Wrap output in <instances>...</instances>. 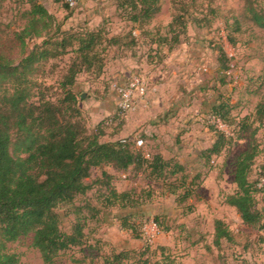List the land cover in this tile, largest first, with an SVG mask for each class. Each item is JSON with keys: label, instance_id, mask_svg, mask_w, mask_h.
<instances>
[{"label": "rangeland", "instance_id": "obj_1", "mask_svg": "<svg viewBox=\"0 0 264 264\" xmlns=\"http://www.w3.org/2000/svg\"><path fill=\"white\" fill-rule=\"evenodd\" d=\"M40 2L56 18L51 34L56 27L102 32L103 71L79 73L72 87L88 133L101 132L102 142L141 138L143 144L136 145L147 156L159 153L184 166L183 172L167 179L134 167L92 168L84 179L90 189L75 201L90 206L84 210L85 243L69 249L57 264H106V257L121 251H134L133 256L148 258L150 264H264V121L254 120L264 96V28L247 15L248 6L264 12V0H161L160 11L142 25L130 20V0ZM26 7L22 0H0V50L15 63L42 41L28 39L26 48L12 42L13 32L24 25L20 10ZM174 12L184 14L185 26L173 31L169 24ZM236 17L239 31L234 30ZM113 36L122 44H108L105 39ZM72 58L69 53L38 65L34 77L41 85L35 87L33 100L41 93L60 96ZM132 78L145 82V94L137 108L123 113L119 90ZM222 101L231 109L233 125L212 113V106ZM244 118L250 124L247 130L241 129ZM215 128L230 136L231 143L207 158L202 150L215 141ZM255 128L259 153L250 180L258 188L256 207L263 220L249 226L225 199L236 191L234 163ZM103 171L112 176L111 186L128 192L127 205L109 203L108 190L100 182ZM73 211L72 205L57 208L65 231L74 221ZM124 218L138 230L143 224L145 235L135 237L122 226ZM216 219L224 220L233 233L221 246L214 243ZM32 241L29 234L9 244L20 254L19 264H43Z\"/></svg>", "mask_w": 264, "mask_h": 264}, {"label": "trees", "instance_id": "obj_2", "mask_svg": "<svg viewBox=\"0 0 264 264\" xmlns=\"http://www.w3.org/2000/svg\"><path fill=\"white\" fill-rule=\"evenodd\" d=\"M22 1L28 5L20 10L24 25L13 32L12 42L19 48H26L28 39L42 38V41L35 43L18 63L0 50V264L20 263V254L11 250L9 244L29 234H33L32 243L40 252L43 264H57L69 249L85 243L87 216L84 210L90 206L75 205V201L90 189V184L84 179L90 176L92 168L112 164L116 169L125 171L134 167L143 169L154 178L167 179L183 172L184 166L165 159L159 153L147 156L138 148L135 140L102 142L99 139L101 132L88 133L81 121L78 95L72 87L79 73L103 71L104 57L100 49L102 32L65 31L56 27L51 34L56 26L55 16L40 0ZM130 2V20L140 25L149 22L161 9V0ZM247 15L264 28L263 11L248 6ZM235 19L234 30L239 31L240 24L238 18ZM177 25L185 26L183 13L174 12L170 29L174 31ZM105 40L110 45L122 44L115 36ZM174 40L178 41V35ZM126 43L125 47L129 45ZM69 53L73 54V58L61 80L60 96L53 99L41 93L38 100H33L35 87L41 85L34 77L38 65ZM222 57L226 58L224 51ZM212 113L228 125L235 123L230 107L223 101L212 106ZM254 114V120L264 121V96L257 103ZM249 128L250 124L244 118L241 129ZM214 131L215 141L202 150L207 158L220 154L231 143V137L224 131L216 128ZM255 131L256 128L251 133L248 147L236 157V191L225 199L249 226H256L263 220L262 213L256 207L258 188L250 180L259 153ZM102 175L104 180L100 182L108 190L106 197L109 203L127 205L130 200L128 192H119L111 186L112 176L107 171H103ZM176 190V186L171 188L174 193ZM61 205L74 207V221L69 231L61 227L57 212ZM153 221L159 227L158 220ZM122 226L133 231L135 237L145 235L143 224L138 230L133 222L124 218ZM214 229L216 246H221L223 239H233V233L224 220L216 219ZM133 254L136 253L114 252L105 258V263L150 264L148 258Z\"/></svg>", "mask_w": 264, "mask_h": 264}, {"label": "built area", "instance_id": "obj_3", "mask_svg": "<svg viewBox=\"0 0 264 264\" xmlns=\"http://www.w3.org/2000/svg\"><path fill=\"white\" fill-rule=\"evenodd\" d=\"M145 82L138 78H132L127 86L120 88L119 108L125 113L137 108L138 99L145 94ZM137 145L143 144V139L136 140Z\"/></svg>", "mask_w": 264, "mask_h": 264}]
</instances>
